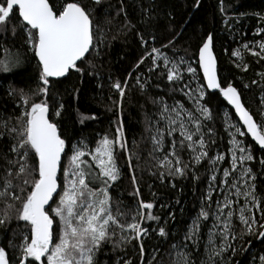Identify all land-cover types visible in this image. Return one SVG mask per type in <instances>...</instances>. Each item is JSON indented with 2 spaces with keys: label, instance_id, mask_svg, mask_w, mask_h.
<instances>
[{
  "label": "snow or ice",
  "instance_id": "snow-or-ice-1",
  "mask_svg": "<svg viewBox=\"0 0 264 264\" xmlns=\"http://www.w3.org/2000/svg\"><path fill=\"white\" fill-rule=\"evenodd\" d=\"M102 4L103 0H89L87 4L81 0H62L59 4L54 0H0V50L7 54L0 60V72L7 73L19 64V49L12 51L17 42L32 53L39 68L37 89L31 95L21 90L23 111L16 117V125L7 128L6 133H0V139L7 135L12 141L4 153L6 165L0 174V188L3 189L0 199L5 201L0 211V228L11 230L15 237V230L8 228L13 213L17 228L21 227L19 222H24L23 228L27 231L20 233L22 239L17 246L19 264H100L99 256L105 245L110 244L113 250H123L133 240L140 242L141 264H144L142 239L149 232L145 221L160 219L153 214L151 202L140 200L130 217L120 205H113L110 189L121 178L117 148L122 153L128 151L122 123L112 138L104 135L95 141L94 148L84 140L69 147L58 124L49 117L47 96L53 83L50 78L66 77L71 71L83 72L81 65L88 63V57L93 53L100 54L102 29L96 12ZM144 11L151 16L147 8ZM260 20L264 22V16ZM125 27L131 30L134 26L126 23ZM261 32L264 28L258 29L256 35ZM137 35L144 54L136 67L150 59L148 71L159 70L158 75L165 76L172 86L170 91H179L191 105L186 107L180 100L169 104L163 98L153 101L157 105L149 153L157 168L153 174L163 183L168 177H185L195 165L205 161L211 173L207 194L185 233V241L198 237L204 222L211 219L205 247L209 260L212 257L223 259V253L229 248L234 254L236 249L231 241L238 236H256L264 242V196L257 194V176L250 166L254 160L253 147L246 139H241L250 137L259 149L264 150V108L260 110V120L255 119L242 103L237 88L231 83L222 84L211 34L198 49L196 63L202 78L195 86L197 68L186 64L183 57L176 59L164 51L175 46L174 40L169 39L160 47L153 45L149 50V41L139 31ZM151 39L155 41L156 36ZM243 47L251 51L247 44ZM258 47L260 51H253L252 55L264 59V38ZM232 55L243 59L240 51H234ZM243 70H247V64ZM258 75L264 76V73ZM136 80L143 90L146 82L141 83L139 77ZM252 83L258 82L253 80ZM112 87L122 102L127 81L123 85L115 82ZM210 92H218L239 117L238 125L225 113L229 147L227 153L217 152L214 156L209 155V141L213 144L216 141L211 139L210 128L205 132L204 123L212 119L211 109L205 103ZM62 109L61 104L55 116L59 117ZM85 119L95 117H83L80 122ZM184 151L190 155L188 162L182 159ZM65 156L68 157L66 165L62 164ZM224 163H228V167H221ZM128 166L132 167L131 154ZM61 173L63 183L60 182ZM193 178L199 177L193 172ZM131 180L134 186L138 184L134 174ZM134 195H140L138 186ZM256 212L261 213L259 220ZM157 234L165 239L168 237L164 227H159ZM216 239L221 241L218 247ZM8 243L11 245L13 241ZM182 247L187 245H172L174 249ZM178 254L180 259L174 264H191L187 252ZM258 259L259 264H264V255H259ZM0 264H9L8 253L2 246ZM117 264H131V261L120 260Z\"/></svg>",
  "mask_w": 264,
  "mask_h": 264
},
{
  "label": "trees",
  "instance_id": "trees-1",
  "mask_svg": "<svg viewBox=\"0 0 264 264\" xmlns=\"http://www.w3.org/2000/svg\"><path fill=\"white\" fill-rule=\"evenodd\" d=\"M54 2L59 4L62 0ZM81 2L87 4L89 0ZM146 8L151 13L150 17L144 11ZM261 16H264V0H199V6L197 0H103L96 12L102 29L100 54L93 53L88 57V63L81 65L83 72L71 71L66 78L53 81L49 86V117L58 124L61 136L69 147L84 140L90 148H94L95 141L104 135L112 138L116 128L122 123L128 151L122 153L117 148L121 178L110 189L113 205H120L128 211L130 217L140 200L151 202L154 204L153 214L160 218L159 221H145L149 232L142 239L145 249L144 264H174L180 259L179 252H187L191 264H259V255H264V242L256 236H238L231 241L236 249L234 254L229 248L223 253V259L214 257L209 260L205 247L211 219L204 222L198 237L185 241V233L207 194L211 173L207 170L205 161L201 165H195L185 177H168L163 183L153 174L157 171L155 161L149 155L152 149L151 136L156 126L154 121L157 118V105L153 101L163 98L169 104L180 100L186 107L191 105L182 93L170 91L172 86L165 76L158 75L159 70L148 71L150 59H146L139 68L136 67L137 61L144 54L137 32L149 41V50L153 45L160 47L169 39L174 40L175 46L164 51L176 59L183 57L186 63L197 68V80L193 82V86L201 78L196 63L198 49L211 34L222 84L231 83L237 88L243 104L256 119L257 100L264 96V76L258 75L264 73V59L252 55L253 51L259 52L258 49L248 46L251 49L249 51L242 47L256 38L258 29L264 28ZM126 23L134 27L129 30L125 27ZM153 35L156 36L155 41L151 39ZM238 47L241 48L242 60L235 59L232 55ZM17 48L20 53L19 64L7 73L0 72V133H6L7 128L15 126L16 117L23 111L21 90L24 94L31 95L39 84L37 61L20 42H17L12 51L15 52ZM6 55L0 50V60H4ZM244 64H247L246 71L243 70ZM185 76L188 74L185 73ZM137 77L141 83L146 82L143 90L137 84ZM253 80L258 83L253 84ZM125 81L127 87L120 102L119 93L112 85L115 82L123 85ZM205 103L212 112V119L204 122L205 132L210 128L211 139L216 141L214 144L209 141V155L227 153L229 136L225 131L224 115L227 112L231 119L236 118L218 93H209L205 97ZM61 104L63 109L57 117L55 111ZM83 117L95 119H85L81 123ZM243 139L253 147L254 160L250 166L257 176V194L264 196V164H261L264 153L248 138ZM11 143L7 135L0 139V174L6 165L4 153ZM129 154L131 168L128 166ZM181 156L185 162L190 160L187 151L181 153ZM67 159V156L63 157L62 164L66 165ZM227 166L228 163H224L221 167ZM193 172L198 179L193 178ZM133 174L138 181L136 186L140 190L139 196L134 195L136 186L131 180ZM61 175L62 173L60 177ZM173 184L175 187H172ZM0 191L3 189L0 188ZM213 199H216L215 194ZM4 206L5 201L0 199V211ZM255 215L259 220L261 213L256 212ZM19 224L21 227L17 228L13 213L8 228L15 230L16 236L13 237L11 230L0 228V246L5 247L8 253L9 264L19 263L20 252L17 246L22 239L20 233L27 231L23 228L24 222ZM159 227H164L168 232L166 239L157 234ZM9 240L13 241L11 245ZM139 244L140 242L133 240L123 250H113L110 244L105 245L99 256L100 264H117L120 260L141 264ZM173 244H186L187 247L174 249Z\"/></svg>",
  "mask_w": 264,
  "mask_h": 264
},
{
  "label": "rangeland",
  "instance_id": "rangeland-1",
  "mask_svg": "<svg viewBox=\"0 0 264 264\" xmlns=\"http://www.w3.org/2000/svg\"><path fill=\"white\" fill-rule=\"evenodd\" d=\"M262 38H264V32H261L260 33V35H256V38L255 39H252V41L250 42V44H247L248 46H250V47H252V48H256V49H258L259 51H260V49H259V47H258V43L259 42H261V40H262ZM244 47H242V49H243ZM235 51H240L241 52V48H236L235 49ZM233 58H235V59H238L239 57H236V56H233ZM187 64V63H186ZM262 100H264V96H260L259 98H258V100H257V104H256V106H255V115H256V119L257 120H260V110L262 109V108H264V104H262ZM224 117H225V115H224ZM228 118L230 119V121L232 122V123H235V124H238L239 125V123L237 122V120H233V119H231L230 118V116L228 115ZM225 126H226V124H225ZM241 139H243V138H241ZM70 155H71V153H70ZM67 162H68V159H67ZM222 166V165H221ZM228 167V166H227ZM222 174V173H221ZM60 182L61 183H63V176L61 175V177H60ZM55 199L58 201L59 200V197L57 196V197H55ZM53 207H55L56 205L55 204H53L52 205ZM256 214V213H255ZM259 217V216H258ZM235 223L237 224V226H239V222H238V220H236L235 221ZM54 227H55V225H54ZM219 241V242H218ZM220 243H221V241L219 240V239H216V245H220ZM218 247V246H217ZM207 257L209 258V256H208V253H207ZM212 258H214V257H212ZM220 258V257H219ZM19 264V263H18ZM198 264V263H197Z\"/></svg>",
  "mask_w": 264,
  "mask_h": 264
},
{
  "label": "water",
  "instance_id": "water-1",
  "mask_svg": "<svg viewBox=\"0 0 264 264\" xmlns=\"http://www.w3.org/2000/svg\"><path fill=\"white\" fill-rule=\"evenodd\" d=\"M214 53V52H213ZM198 54V53H197ZM215 55V54H214ZM216 57V56H215ZM198 70H199V68H198ZM217 71H218V66H217ZM199 72H200V75H201V78H202V72L199 70ZM67 77V76H66ZM66 77H61V78H58V79H54V78H50V79H53V81H57V80H61V79H64V78H66ZM218 93V92H217ZM210 94H213V93H211L210 92ZM220 96V95H219ZM221 98H222V100H223V97L222 96H220ZM224 101V100H223ZM242 101V100H241ZM225 103H226V105L228 106V108L232 111V113H233V115H234V117L236 118V120H237V122L239 123V117L238 116H236V114H235V110L234 109H232L231 108V106L230 105H228L227 104V102L226 101H224ZM243 103V102H242ZM248 139H249V141L255 146V147H257L258 149H259V146L258 145H255V142L254 141H251V138L250 137H247ZM260 151H262L263 153H264V150H261V149H259Z\"/></svg>",
  "mask_w": 264,
  "mask_h": 264
}]
</instances>
